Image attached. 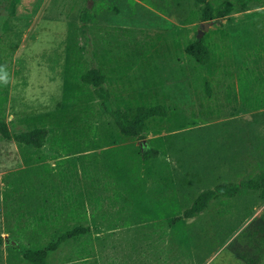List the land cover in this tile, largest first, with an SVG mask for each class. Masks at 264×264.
Returning a JSON list of instances; mask_svg holds the SVG:
<instances>
[{
  "label": "rangeland",
  "instance_id": "374dc122",
  "mask_svg": "<svg viewBox=\"0 0 264 264\" xmlns=\"http://www.w3.org/2000/svg\"><path fill=\"white\" fill-rule=\"evenodd\" d=\"M230 1L234 12L202 20L197 0H0L7 73L0 116L18 131L41 126L38 115L74 125L86 115L98 134L64 162L50 155L56 144L35 148L0 137V264H31L19 245L50 243L47 264H264L262 189L241 187L196 217L173 221L201 191L264 172V109L225 99L226 84L264 39V0ZM196 37L221 51L214 73L187 54ZM92 67L107 76L115 106L136 113L159 103L166 115L149 119L143 138L125 136L100 113L95 88L80 80ZM148 149L153 157L145 159ZM71 163L87 170L79 198L87 217L70 219L65 210L42 232L26 227ZM93 189L107 195L97 210ZM76 224L84 234L59 241ZM86 241L93 250L81 258Z\"/></svg>",
  "mask_w": 264,
  "mask_h": 264
},
{
  "label": "trees",
  "instance_id": "16d2710c",
  "mask_svg": "<svg viewBox=\"0 0 264 264\" xmlns=\"http://www.w3.org/2000/svg\"><path fill=\"white\" fill-rule=\"evenodd\" d=\"M204 4L201 9L202 20H215L223 18L235 11L236 5L230 0H223L213 3L207 0H197ZM187 54L195 60L200 66L206 68L210 73H214L221 59V51L212 49L206 42L205 38H195L186 46ZM80 80L95 88L99 98V111L102 115L109 114L115 120L122 134L133 138H143L148 129V120L156 116H165L166 107L162 104H151L147 107H141L134 113L133 108L124 103V106L118 107L113 104L111 94L105 86L107 76L97 67H92L82 72ZM207 90L210 91L209 83H206ZM225 99L228 105L234 107L241 105L249 111L264 109V39L251 53L249 62H245L237 74L236 81H230L226 84ZM47 115H38L41 126H34L18 131H13L9 127V122L0 116V137L6 140H16L20 145L30 144L35 148H43L49 143V146L57 145L58 148L50 150L52 158L60 157L64 162L68 156L75 152H81L82 149L89 147L92 140L89 135L97 136V124H91L89 117L81 115L77 124L74 125L72 120H63L55 118L51 127L47 121ZM74 119V118H73ZM60 126L64 131H60ZM145 159L153 157V152L149 149L143 152ZM60 185L58 191L51 187L48 196L45 197L39 212L29 215L25 220V226L36 232H42L51 225H56L60 221L63 212L67 210L66 217L74 220H80L87 217V209L79 205L81 197V178L88 177L87 170L79 167L76 163L69 166H62L59 170ZM91 185H99L98 178L91 179ZM241 187L251 189H262L264 196V172L257 174L255 177L241 182H229L217 184L214 188L201 191L193 203L184 210L182 215L174 218L188 219L196 217L207 210L211 202L221 197H234ZM106 189V187H105ZM93 198L95 209H99L103 202H106V194L103 192L97 194L93 189L90 192ZM51 201L52 205L48 203ZM22 215V214H21ZM86 227L76 224L70 230L66 231L60 237L59 241L72 236L84 234ZM3 237L0 234V243ZM56 244H48L44 247H26L19 245L20 251L31 264H47L46 257L48 251L55 247ZM93 250L89 242H85L78 248L77 254L85 258Z\"/></svg>",
  "mask_w": 264,
  "mask_h": 264
},
{
  "label": "clouds",
  "instance_id": "9594fccd",
  "mask_svg": "<svg viewBox=\"0 0 264 264\" xmlns=\"http://www.w3.org/2000/svg\"><path fill=\"white\" fill-rule=\"evenodd\" d=\"M0 72H3V68L0 67ZM0 82L7 83V73L3 72L2 75H0Z\"/></svg>",
  "mask_w": 264,
  "mask_h": 264
}]
</instances>
